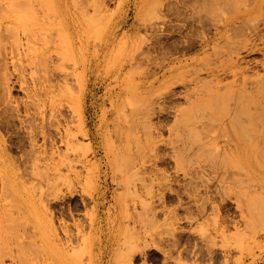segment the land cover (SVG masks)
I'll use <instances>...</instances> for the list:
<instances>
[{
    "label": "rangeland",
    "instance_id": "374dc122",
    "mask_svg": "<svg viewBox=\"0 0 264 264\" xmlns=\"http://www.w3.org/2000/svg\"><path fill=\"white\" fill-rule=\"evenodd\" d=\"M179 3H190V0L183 2L181 0ZM221 3H256V0L237 2L229 0ZM140 4L142 3L138 0H0V258L4 259L0 260L1 264H264L262 130V132L259 130L261 135L256 131L258 135H255V139L252 137L257 145L254 144L252 150L251 164L236 158L228 159L223 151L225 140L218 135L221 139H218L220 146L211 147V150L205 152L207 156L200 157L202 153H199L198 157L194 156L187 161L184 167L189 173L190 169L203 166L206 170L205 177H199L203 180H198L195 175H186L187 180L183 185L175 183L174 179L177 176L175 164L168 160L166 165L158 163L153 166L152 174H139L140 167L134 161L139 154L145 151L148 153L153 140L155 142L164 140L166 144L161 142L160 148L164 153L169 154L175 152L177 146H181L180 141L192 139L197 134L196 131L194 135L192 129L190 131L185 128L194 135L192 136L189 131L184 132L185 130L179 127L189 121L188 119L192 117L191 111L193 110L195 114L194 110L197 107L180 101L181 105L177 108L182 114L176 111L174 114H169L172 106L160 101L168 91L167 81L161 79L154 84L160 77V68L168 56L158 51L155 42L158 40L155 38L162 32L154 33L152 30L151 33L148 27L165 22L162 26L165 33L161 38L169 47L178 38L177 35H172L174 34L172 32L184 22H176L175 25L173 17L165 11L166 8L167 11L169 9L167 7L169 3L165 4V9L162 7L165 12L161 7L159 8L162 10L161 13L167 14L168 20L164 17L166 21H162L165 15L160 16L158 9L154 12L158 11L160 14L154 16L156 13H152L153 18L147 19L146 13L150 11V7L142 8L141 19L137 20L136 14ZM158 15L161 21L155 20L154 17ZM144 17L148 21L154 19L156 22L153 20L154 23L153 21L148 23ZM128 43L136 44V47L130 50ZM129 55L132 56V61L128 60ZM135 57H139L138 59L142 61L141 63L138 60L141 64H136L138 67L141 66L139 68L134 64L138 63L137 59L134 60ZM252 58L260 60L261 56L256 55ZM44 71L46 74L48 71H53L50 73L53 75L56 73L59 78L52 76L54 78L51 79L48 73L50 81L47 80L46 74L44 76L46 79L42 80L41 75H44ZM125 71L129 73L126 72L127 75L124 77ZM259 72L264 75L261 69ZM59 74L62 77H70L65 78L67 82L64 78L65 81L59 80L60 84L64 81L67 88L63 84L62 87L57 83L56 86L52 84L51 80L59 82L58 79L61 78ZM259 74L254 76L251 74L250 78ZM5 76L10 79L12 88L10 92L7 89ZM38 77H41L40 84L46 88L38 87L39 83L35 82V80L40 82ZM75 79L79 86L75 83ZM138 79L141 81L139 84L144 83L146 87L141 98L134 93ZM71 80L73 84L69 83ZM49 82L53 86L49 85ZM133 82L136 83L134 86ZM251 82L253 83L250 81L246 89L249 92L254 89L257 94L260 91L259 94L264 95V86H262L264 81L262 80V84L258 82L261 87L254 83L258 88H252ZM21 85L25 89L29 86L27 88L29 93L21 89ZM47 85L51 88H47ZM129 85L134 88L131 89L132 86ZM68 86L74 88L70 91L76 90L74 93L79 94L74 95V98L80 97L76 98L77 105H75L76 99L73 101L70 97L74 93L71 95L70 92L68 96H63L66 93L64 91H69ZM52 87L61 93L64 90L62 96ZM32 88L36 89L34 92L36 98L38 91L40 95L47 91L48 94L45 96L56 98L54 100L48 96V101H45L43 98L46 97L42 94L43 97L39 98L41 101L36 100L37 104L40 102L39 106L44 107H39L43 111L44 118L51 117L46 114L44 116V113L50 114L48 111H51L52 117L58 119L56 122L54 118L53 121L51 120L52 117L44 119L54 124V127L51 126L54 130L47 129V134L50 131L52 134L50 138L53 140L54 137V141L49 140L50 133L47 141L45 139V144L48 145H43V142L41 144L43 139L39 137L36 145L41 144L44 148L35 146L34 149L38 151L33 150L29 140L32 137L29 136L28 130L17 122L15 111V107L19 106L20 114L25 116V107L28 105L30 107V103L33 102L30 100L33 96ZM235 89L237 90L238 87ZM52 91L55 93L54 96ZM127 95H130L131 99ZM252 95L255 97L254 92ZM252 95L250 98L253 97ZM68 97L70 99L66 100ZM124 97L130 110L122 100ZM156 98L162 102L166 114L161 118L154 117L149 120L147 114L152 106L153 108L161 106L154 103L153 99ZM263 98L259 100H264ZM129 99L132 100L130 103ZM61 100L63 103L60 102ZM259 100L255 102L261 106L264 102ZM43 102H47L48 109ZM151 102L154 105L150 104ZM61 103L64 109L59 107ZM250 103L246 106L251 107L245 109L252 114V110H256L258 105L255 103L257 105L255 107ZM55 104L64 112L62 114L64 120L60 118V114L56 117L58 112L62 113L60 109L52 111L49 108L51 105L54 107ZM131 104L139 107L133 108L135 111L140 110L138 113L141 112L138 119L133 117L138 116L135 112L132 116L134 120L129 115V112L132 114L131 110L134 107H131ZM148 105H151V108ZM260 109L256 110L257 113L259 111L258 115L261 116V113L264 115V107L262 111ZM240 110L243 113V108ZM120 113L121 116L123 113L127 114L126 117L123 115L122 119L129 115L130 119L125 120H133L139 125L138 132L132 134L135 136L133 141H139L133 145L139 148L136 150L137 147L132 145V156L125 155L129 157H125L122 162H116L115 169L110 166L109 147L116 144L119 137L118 133L115 139L114 135L118 130L115 131L113 125H119V130L124 127ZM113 116L118 120H114ZM261 117L258 118L261 120ZM164 120H167L169 125L160 131L161 135L152 132L149 128L152 124L156 126L159 121ZM57 121L63 122L59 124ZM127 121H123L126 122L125 127ZM108 129H114V135L113 130L110 132ZM181 129L188 134H182ZM69 132L75 135L72 139H76L73 142L77 143V147L71 144L72 147H76H73V150L65 146V143L60 145L63 141L60 138L65 139L64 136H70ZM83 132L91 136H86L87 134L84 135ZM150 132L153 133V138L148 136ZM109 134L112 139L114 137L115 143L109 140ZM60 135L61 137L58 138ZM207 136L208 139L210 137L217 139V131L210 132ZM137 137L139 139H135ZM52 142L57 144L54 145ZM92 147L96 148L95 154L93 150L91 151ZM67 148L69 150H66ZM50 153L52 158L49 157ZM133 153L138 154L134 156ZM37 155L43 157L42 159L40 157L41 163L37 162L39 159ZM67 157L71 163L67 161ZM69 166L71 170L68 169ZM57 170L61 173V177ZM182 173L185 175L183 171ZM182 173L178 175L179 178L181 177L180 180L183 178ZM202 181H205L210 190L203 191L198 196L197 190L204 184ZM197 183H200L198 187ZM93 196L99 197L97 207L91 201ZM26 202L29 206H26ZM117 202L123 203V213L116 209ZM50 219L58 230L57 240L60 242L57 240L53 242V236L45 231ZM68 239L70 240L67 241Z\"/></svg>",
    "mask_w": 264,
    "mask_h": 264
},
{
    "label": "bare ground",
    "instance_id": "6f19581e",
    "mask_svg": "<svg viewBox=\"0 0 264 264\" xmlns=\"http://www.w3.org/2000/svg\"><path fill=\"white\" fill-rule=\"evenodd\" d=\"M138 1H139V3H142V4H140V8L138 9V12L136 14L137 20L141 19V13H142L141 9L142 8L150 7L149 8L150 11H147L148 13H146V14H148V15H146V17L148 16L147 19L150 20L149 17L153 18L152 13H156L154 11H156L158 9V10H160L159 12L161 13V11L163 9H165V7H164L165 4L169 3V4H167L168 6L166 5L167 7H169V9L167 11L166 10L167 8H166L165 11L167 12V14H170V16L173 17V19L175 21L174 22L175 25H176V22H178V23L184 22V24L182 26H179L177 28V30H174V32H172V33H174L172 35H177L178 38L175 39V41L172 42L173 44H171L169 47L162 41V38H161V35L164 36V33H165V32H163V31H165L164 27H162L164 25L163 23H165V22H163V23L160 22V24H162L161 26H160V24H158V26H157V23H156L155 24L156 26H150V28L148 26H144V27H146V28L148 27V29H151V30H149V31H151V33H153V31H154V33L159 32V31H161L163 33V34L161 33V35L158 34V36L160 35L159 38H158V36L157 37L155 36L156 37L155 39H158L157 40L158 42L157 41H155V42L157 43L158 51L160 53L168 56V58H166L163 61L162 67L160 68V73H161L160 77H158L154 82V84H156V83L160 82L161 79H166V81H167L166 83L168 84V91L166 92V94L164 96H162L160 98V101L161 100H162V102L165 101L167 104L172 106V110L170 111L169 114H174L175 111L179 114H182V112H179V110L177 108L179 105H181L180 101H183L184 104H186V105H190V106L194 105L198 108V109L196 108V110H194L195 114H194L193 110L191 111L192 117H190L188 119L189 121L187 123H185L183 125L182 124L179 125L180 128L185 130L184 132L189 131L186 129H190V131L192 129L191 132L194 131V133H193L194 135L197 133L196 136H194L189 131L191 133L190 135L194 136V138H192V139L190 138L187 140L180 141L179 143L181 144V146H177V150L175 152L169 153V154L164 153L160 148L161 142H162V144H166L164 140L163 141H156V142L153 140L151 145L149 146L148 153H145V152H147V151H145L141 155L139 154L138 157L136 156L137 160H135L134 162L137 166L140 167L139 174H142V175L152 174L153 170L151 168L153 166L158 165V163H162V164L166 165V163H167L166 161L168 160V161L175 164L174 169H175V171H177V174H176L177 176L174 179L175 183L183 185V183L187 180L186 175H195V177H198V180L199 179L203 180L201 178L205 177V172H206L205 168L203 166H198V167L194 168L193 170L190 169V171L188 173L187 169L184 168V167H186V162L189 161L190 159H192L194 156L198 157L199 153H202L200 155V157L202 155L207 156L205 154V152L207 153L208 150H211V147L220 146V141L218 140L220 138L221 139L224 138V140H225V145L223 146V149H224L223 151H224V155L228 159L234 160L236 158L241 162L246 161V163L251 164L252 150H253V147H255L254 144L257 145V143H255V140H253V139L256 138L255 135L256 134L258 135V133L261 130L263 131V132L261 131L262 132L261 134L264 135V120L262 119L264 117H261L264 115H262L263 113H261V116H260V115H258L259 111H258V113L256 111V110H259L260 108L262 109L264 107V103H263L264 100L261 99L263 102H260L261 104L263 103L262 104L263 107H262V105L260 106L258 104V102H255V101H258L259 98L264 97V95L261 93L259 94L260 91L258 92V94H259L258 95L254 91V89H252L255 87L256 84L258 87L259 86L261 87L262 80L264 81V79H263L264 75H262V73H260L261 71L259 72L260 69L262 71H264V0H256V3H221V2L229 1V0H190V3H179L181 0L180 1L179 0H138ZM167 1H171L174 3H170ZM234 1L237 2L239 0H234ZM182 2H183V0H182ZM160 7H161V9L163 7V9L162 10L159 9ZM132 8H133V6H132ZM160 13H158V11H157V13L154 14V16L157 14H160ZM163 14L164 13H161L160 16H162ZM167 14L166 15L164 14L165 16H163V18H162L163 20L159 18L160 17L159 15H158V17L156 16L154 18H155V20L158 19L157 21H161V20L166 21L164 19L167 17ZM170 16H169V18L172 20V18ZM147 19H146V21H148ZM153 20H151V21H153ZM151 21H148V23ZM154 21L152 23H154ZM144 24H145V22H144ZM167 31H169V30H167ZM166 33H169V32H166ZM144 43H143V45H144ZM128 44L130 45V50H133L136 47L135 46L136 44H134V45L133 44L131 45V43H128ZM121 45L123 47V44H121ZM143 47L145 48V45ZM156 50H157V48H156ZM143 54L144 53H142V56L144 57ZM188 55H189V58H188ZM192 55H195V56H192ZM256 55L261 56L260 60H256L255 58H252ZM138 56L140 57V55H138ZM139 57H135L134 60L137 59V62H138ZM142 59H144V58H142ZM128 60L132 61V56L129 55ZM139 62L142 63V61H140V60H139ZM139 62L134 63V64L135 65L141 64ZM5 66H7V64H5ZM139 67H141V66H139ZM139 67L137 66L136 68H139ZM135 69H133V70H135ZM128 71H125L124 77H125V75H127L126 72L129 73ZM50 72L52 73L53 71H48V73H50ZM55 72L58 73V71H55ZM51 73L49 74L51 79L54 78L52 76L57 75L56 73H55L56 75L55 74L53 75ZM45 74H46V71H44L43 76L41 75L42 80L46 79V77L44 78ZM251 74H253V76L255 74H257V75L259 74V76H255L253 78H250ZM62 75H60V77H61L60 79H58L59 76H56V77H58L57 78L58 81L59 80L62 81L65 78L66 79L70 78L69 76L68 77L67 76L62 77ZM260 75H262V78ZM156 76H159V75H156ZM41 77H38V81H40V82H37L35 80L36 83H39L38 84L39 86L36 84L35 87L38 86L41 88L42 85L40 83L42 81L39 80V78H41ZM47 77H48L47 78V80H48L49 76L47 75ZM257 77L259 78V81L261 82L260 85L258 83L259 81H258ZM5 78L7 80V83H6L7 89L10 92L12 89L10 87V79L7 76H5ZM87 78H88V76H87ZM254 78H256V80H254ZM35 79H37V78H35ZM57 79H54V80H57ZM249 79H252V80H249ZM48 81H50V80H48ZM60 81L54 82L51 80L53 85L55 83H57L59 85ZM64 81L61 84H63V86L65 88H67V86L64 85L65 84ZM67 81L68 80H66V82ZM71 81L69 83L73 84V81L72 82ZM138 81H139V79H138ZM144 81H147V80L144 79ZM248 81L249 82L253 81V83L251 82L253 85V86L251 85L252 86L251 89L255 93V97L258 95L259 98L257 96L256 97L257 99H255V97L252 95L253 92L251 90L249 92L248 89H246L247 85H250ZM45 82H47V81H45ZM140 82L141 81L137 82L138 84L134 83L133 86L136 84L134 86L135 87L134 93L136 94V96L139 95L141 98L144 95V90H146V87H145L143 81H142L143 84H139ZM255 82H256V84H254ZM75 83L77 84L76 79H75ZM238 83H240V85H238ZM241 83H242V86H241ZM31 84H29V85H31ZM52 84L50 83L49 85H52ZM57 84H55V86ZM124 84H126V83H124ZM34 85H35V83H34ZM75 86L76 85L74 84V87ZM131 86L132 85H129V87H131ZM133 86L131 87V89L134 88ZM262 86H264V82H263ZM23 87L24 86L21 85L20 88L24 90L25 87L24 88ZM42 87L46 88V86H44V85ZM61 87H62V85H61ZM64 87H63V89H65ZM71 87H69V91L62 90V93L59 92L58 89L57 90L61 94V96L63 94V91H64V93L68 92L67 94L66 93L63 94V96L64 95L68 96V94L70 92H72V91H70ZM125 87L127 88V86H125ZM236 87H238L237 90L235 89ZM258 87H255V88H258ZM27 88L25 90H26V92L28 91L27 93H29V89H27ZM47 88H51V87H48V85H47ZM52 89L54 91H56V93H57L56 88L52 87ZM59 89H61V88L59 87ZM73 89H71V90H73ZM43 90H45V89H43ZM65 90H68V89H65ZM129 90H130V88H129ZM35 91H36V89L35 90L33 89V96H32V94H29V96L30 95L32 96V98L30 97L31 99L30 98L29 99L33 102H31V103L29 102L31 104L30 107H29V105L25 107V111H24L25 116H22L20 114L19 106L15 107V111L17 113L16 118L18 120L17 122L20 123V126L22 128H26L28 130L29 136L32 137V139L29 138V140L31 141V146L33 145L32 146L33 150H37L34 148H36L38 146H40L41 148H44L43 145L47 141L48 134L50 133V131H49L47 134V129L50 130L54 127V124L52 122H49L50 120H48V121L44 120V119L47 120L48 118L51 119L52 112L47 110L48 113H50V114H47V112L45 111L46 113H44V116L51 115V117L49 116L48 118H44L42 116L43 111L41 109H39V107H41L42 105L39 106L40 102H38V104L36 103L37 99H38V101H41L39 98L43 97V96L41 97V95L43 93L40 95L39 94L40 91H38L39 93H37V98H36V93H34ZM54 91H52V92L54 93ZM74 91H76V90H74ZM74 91L70 94L72 95L74 93ZM130 91H132V90H130ZM262 92H263V89H262ZM75 93L72 96H70L71 100H73V101L76 98L77 99L80 98V97L74 98V95H79V94H75ZM45 94H48L47 91L45 92ZM45 94H43V95L46 98H43V99H45V101H48L47 98H49L50 95L45 96ZM117 94H119V93H117ZM132 94H131V96L134 95V94L133 95ZM250 94L254 98L253 97L250 98V96H251ZM52 95L54 96L55 93ZM131 96L129 95L128 97L131 99ZM70 97H68V99H66V100H69ZM51 98H53V97H50V99ZM32 99H34V100H32ZM43 99H42V101H44ZM53 99L55 100L56 98H53ZM57 99H58V97H57ZM77 99L75 100L76 101L75 105H77ZM130 99H129V103L132 101ZM135 99L138 100L139 98L138 99L135 98ZM156 99H153L155 102L154 101H152V102H154L156 105L157 104L161 105L162 102H160L158 98H156ZM253 99H255V100H253ZM122 100H124V104H127V102L125 103V101H126L125 97ZM261 100H259V101H261ZM158 101L160 102V104L158 103ZM44 102H43V104L46 107L47 102L46 103H44ZM60 102H62V100ZM152 102L150 104L154 105V103H152ZM57 103L58 102H56V104ZM62 103L59 107L64 109V107L62 106L63 105ZM249 103H250V105L252 104L255 107L260 106V108L256 107V110L255 109L252 110L253 112L255 111L254 112V113H256L255 115L253 114V112H252V114H253L252 115L251 112L247 111L249 109V107H251V106L247 107ZM41 104H42V102H41ZM56 104L54 107L51 105V107H49V108L52 111L60 109L59 107L56 106ZM59 104L60 103H58V105ZM65 104L67 106H70V105H68V103H65ZM71 104H72V102H71ZM244 105H245V107H244ZM123 106H126V105H123ZM130 106L131 107L134 106V107H132V110H131V112L133 111L132 114H130V112H129V115L131 116V118L133 120H134L133 117L139 118L140 117L139 114L141 115V112L138 113V111H140V110H138V111L136 110L137 111L136 112L133 109V108L138 109L139 107L138 108H137V106L135 107L134 104H131ZM71 107H73V106H71ZM121 107H122V105H121ZM121 107H120V110L122 112L123 110L121 109ZM127 107H124V109H126V108L129 109L128 104H127ZM149 107L151 108V105ZM149 107H147V108H149ZM153 107L154 106H152L151 109L149 108L150 112H149V114H147L149 120L154 119V117L161 118L162 115L164 116L166 114L163 111L164 109L162 108L163 107L162 105L158 106V108H153ZM41 108H44V107L42 106ZM114 108L116 109L115 106H114ZM242 108H243V113H241V110L239 111V109H242ZM252 108H254V107H252ZM72 111H76V110L72 109ZM250 111H251V109H250ZM55 112H57V111H55ZM134 112L138 116H133V115H135ZM192 112H193V114H192ZM63 113H64L63 111H62V113L58 112L56 114V117L58 114H60L61 115V116L59 115L60 118L62 117V119L64 120L65 117H63L64 115H62ZM123 115L125 116L127 114L123 113ZM129 115L127 117L128 119H130ZM147 115H146V118H147ZM118 116H119V113H118ZM120 116H121V113H120ZM122 116L120 118L121 123L125 127L126 122H123V121H127V120H125L127 118H125L126 117L125 116L124 119H122L123 118ZM257 116L259 118L261 117V120ZM115 117H117L116 113H115ZM53 118L55 120V116L52 117V119H51L52 121H53ZM60 118H59V120L61 121ZM113 119H114V116H113ZM116 119H114V120H116ZM56 120H58V119L56 118ZM56 120H55V122H56ZM133 120H131V121L128 120L126 127L124 128L122 126L123 128H121V130H119V125L118 126L113 125L114 127L111 125V127H110V128L113 127L114 129L116 128L115 131L116 130L120 131V132L117 131V133L114 135V132H115L114 129H110L111 131L113 130L112 134L116 137L115 139H117L118 135H119V137L116 141V144H114L112 146V144L110 143L112 147H109V144L107 143L109 150H110L109 151V157L111 156L110 157L111 158L110 159V166L114 167L115 169H116V162L117 163L122 162V161H124L125 157H129V156H125V155H127V154L131 155V153L133 152L132 151L133 143L139 142L138 140L133 141L134 140L133 137H135V136L132 134H135L137 131V128L139 127V125L136 124L135 121H133ZM45 122H47V123H45ZM62 122H58V123L60 124ZM118 122L119 121H117L116 123L118 124ZM58 123H56V124H58ZM116 123H114V124H116ZM7 124L9 125L10 123H7ZM47 124H49V125H47ZM65 124H66V122H65ZM52 125H53V127H51ZM167 125H169L168 121L164 120V121H159V124H157L156 126H154L152 124L150 127L149 126L148 127L152 130V132L155 131V133L159 134L160 131H163L166 128L165 126H167ZM48 126H49V128H48ZM55 126H57V125H55ZM60 126H62V125H60ZM182 129H181L182 134H185ZM53 130H54V128H53ZM110 130L108 129V131H110ZM106 131H107V129H106ZM195 131H196V133H195ZM214 131H217V136H216L217 139L213 138L214 139L213 140V139H211V137L208 139L209 136H207V135L208 134L210 135V132H214ZM152 132L148 133V136L150 135L149 136L150 138H153ZM66 133H67V131H66ZM85 133H84V135H85ZM64 134H65V132H64ZM69 134H70V132H69ZM186 134H188V133H186ZM261 134L259 133V135H261ZM51 135L52 134L50 133L49 138L51 137ZM61 135H63V134H61ZM61 135L58 136V138L61 137ZM71 135L72 134H70V136H68V135L64 136V137H66L65 139H63L61 137L60 139H62L63 141L62 142L57 141V142H61V144H60L61 146L65 143L64 144L65 146L67 145L68 148L73 150V147H75V146L72 147L71 144L76 145L77 143L73 142L74 140L76 141V139H74V140L72 139L75 137V135L74 136L73 135L71 136ZM159 135H161V134H159ZM218 135L220 138L218 137ZM86 136L90 137L91 135L87 134ZM105 136H106V134H105ZM109 136H110V134H109ZM109 136H108V138H109ZM203 136H205V137H203ZM39 137L43 139V141L41 140V144L43 142V145H42L43 147L41 146L40 143H39L40 145H38V146L36 145ZM252 137H253V139H252ZM51 138L49 140H51ZM58 138H57V140H59ZM97 138L98 137L96 136V139ZM45 139H46V141H45ZM106 139H107V137H106ZM110 139H111V141H113L114 137L112 139L110 136L109 140ZM135 139H139V137H137ZM51 141H54V137H53V140H51ZM259 141L260 140H258V142ZM112 143H115V140ZM46 144L48 145V143H46ZM49 144H50V142H49ZM56 144L57 143H55L54 145H56ZM76 147H77V145H76ZM99 147H101V146H99ZM133 147H137V148H135L136 150L139 148V146H135V145H133ZM49 148H53V147H49ZM68 148L66 150H69ZM75 148H74V150H75ZM95 149L96 148H93V147L91 148V151L93 150L94 154H95ZM135 149H133V150H135ZM49 151H51V150H49ZM51 153H50L49 157H51ZM68 153H70V151ZM42 154H43V152H42ZM52 154H54V152ZM137 154H134V156ZM68 155H70V154H68ZM38 156L39 155H37V157ZM131 156H130V158H131ZM37 157H36V159L39 158L37 162H39L41 156H39L38 158ZM42 158L43 157H41V159ZM134 159H136V158H134ZM219 159H220V161L222 160L221 157ZM67 161L68 162L70 161V163H71V160L69 158L67 159ZM77 161H73V162L75 163ZM39 163H41V162H39ZM74 163H72V167H74L73 166ZM68 169L71 170L70 166L68 167ZM182 171L185 173V175L182 173ZM58 173H59V171H58ZM180 173L183 174V178L181 180H180L181 177L179 178V176H178ZM60 174L61 173H59V177H61ZM72 174H73V172H72ZM13 175H16V174L14 173ZM48 176H49V174H48ZM16 177H17V175H16ZM199 177H201V178H199ZM48 178H50V177H48ZM202 182L204 183L203 185H200V183H197V187L200 185L199 189L197 190L198 196L201 192H203V191L209 192V190H210V187L207 184H205V181H202ZM91 201L95 203L96 207L99 205V197L95 198V196H93ZM27 204H26V206H29V204L28 205ZM77 206H78V204H77ZM116 206H117L116 209H118V211H120V213H123V203L117 202ZM51 218L53 220V217H51ZM52 220L48 221V224L45 228V231H46V233H48V235H52L53 236L52 241L56 242V240L59 237L58 233H57L58 230H56V228L54 226V222ZM65 234L67 235V233H65ZM67 237L68 236H66V238ZM63 238H65V236ZM61 240H62V238H61ZM69 240L70 239H68L67 241H69ZM64 241H65V239H64ZM58 242H60V241H58ZM65 244H64V246H67ZM1 258H0V260H4ZM1 262H3V261H1Z\"/></svg>",
    "mask_w": 264,
    "mask_h": 264
}]
</instances>
